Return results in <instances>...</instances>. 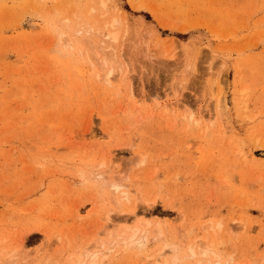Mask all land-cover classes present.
<instances>
[{"label":"rangeland","instance_id":"374dc122","mask_svg":"<svg viewBox=\"0 0 264 264\" xmlns=\"http://www.w3.org/2000/svg\"><path fill=\"white\" fill-rule=\"evenodd\" d=\"M0 264H264V0H0Z\"/></svg>","mask_w":264,"mask_h":264},{"label":"bare ground","instance_id":"6f19581e","mask_svg":"<svg viewBox=\"0 0 264 264\" xmlns=\"http://www.w3.org/2000/svg\"><path fill=\"white\" fill-rule=\"evenodd\" d=\"M103 35H104L105 38L103 37ZM103 35H102L101 40L103 39L102 42H104V46H106V48L103 47L102 44H101V46H102V53L104 54L103 56H105V55L106 56L104 58L102 56L103 60L101 58H99V60H102L104 63H110V62H112V61H110V60H112V58L114 60H116V58H117V60H118V58L120 59L121 58V50H119V48H118L117 34L106 33V35L105 34H103ZM101 40H100V43H102ZM105 42H106V45H105ZM104 63H103V65H104ZM119 71L121 72V68L120 67H119ZM111 73H112V70L110 69L109 72H108V74H106V77H105V80L106 81H108L110 79V74ZM190 118H192V116ZM119 186L120 185L119 184H116V183L115 184H112L111 185L112 191L113 192H119V191H117L118 188H119ZM125 196L126 195L124 194V191H120V194L118 195V198H125ZM134 240L135 239L133 237L132 238V241H134Z\"/></svg>","mask_w":264,"mask_h":264}]
</instances>
